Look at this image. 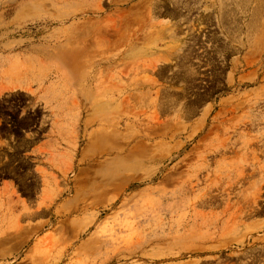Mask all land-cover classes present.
Instances as JSON below:
<instances>
[{"label":"rangeland","instance_id":"obj_1","mask_svg":"<svg viewBox=\"0 0 264 264\" xmlns=\"http://www.w3.org/2000/svg\"><path fill=\"white\" fill-rule=\"evenodd\" d=\"M0 264H264V0H0Z\"/></svg>","mask_w":264,"mask_h":264},{"label":"bare ground","instance_id":"obj_2","mask_svg":"<svg viewBox=\"0 0 264 264\" xmlns=\"http://www.w3.org/2000/svg\"><path fill=\"white\" fill-rule=\"evenodd\" d=\"M144 6V5H143ZM146 11V10H145ZM159 12V11H158ZM161 12V11H160ZM134 14H136V13H134ZM166 15V14H165ZM125 16H127V15H125ZM138 16V15H137ZM168 16V15H167ZM139 18H141V16L139 17ZM129 19V18H128ZM135 19V18H134ZM137 19V18H136ZM125 20H127V19H125ZM133 20V19H132ZM140 22H142V21H140ZM129 23V22H128ZM91 25V24H90ZM141 25V24H140ZM113 28V27H112ZM116 29V28H115ZM148 33V32H147ZM121 36V35H120ZM123 37V36H122ZM115 42H117V41H115ZM120 42V41H119ZM110 43V42H109ZM163 54V53H162ZM171 55V54H170ZM167 60V59H166ZM113 65V64H112ZM115 65V64H114Z\"/></svg>","mask_w":264,"mask_h":264}]
</instances>
